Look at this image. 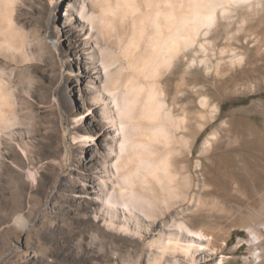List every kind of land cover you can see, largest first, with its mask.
Returning a JSON list of instances; mask_svg holds the SVG:
<instances>
[{"label":"rangeland","instance_id":"374dc122","mask_svg":"<svg viewBox=\"0 0 264 264\" xmlns=\"http://www.w3.org/2000/svg\"><path fill=\"white\" fill-rule=\"evenodd\" d=\"M262 2L251 16L240 7L227 30L228 20L222 19L217 53L200 46L201 36L165 71L167 99L177 95V102L187 106L192 143L189 148L176 143L186 157L187 182L177 179L175 194L156 187L155 215L165 223L183 221L211 231L217 245L228 239L222 248L230 255L228 264H250V228L264 239ZM72 6L89 12L99 7L93 0H15L9 17L0 20V264H137V259L146 264L141 250L133 251L142 249L139 244L115 238L93 219L107 128L98 111L88 113L93 87L100 84L92 53L99 52L95 40L87 43L82 35V22L68 15ZM229 33L237 38L229 41ZM115 34L109 30L104 43L116 50ZM223 45H232L244 57L225 75L214 69ZM183 74L188 79L184 87ZM212 134L216 138L203 151ZM80 135L87 136L83 143L67 147L70 137ZM28 172L35 173L34 180ZM19 215L27 227L16 220ZM261 251L264 264V245ZM163 264L209 263L201 256L195 261L176 254Z\"/></svg>","mask_w":264,"mask_h":264},{"label":"bare ground","instance_id":"6f19581e","mask_svg":"<svg viewBox=\"0 0 264 264\" xmlns=\"http://www.w3.org/2000/svg\"><path fill=\"white\" fill-rule=\"evenodd\" d=\"M14 1L0 0V20L9 17L7 13ZM93 1L99 7L92 12L87 8H68V15H76L82 22L81 32L86 42L95 40L94 47L99 52V56L92 53L93 73L100 84L93 87L92 108L88 113L99 112V121L107 128V137L106 162L103 169L98 170V186L94 187L97 207L93 219L114 233V237L121 236L123 240L127 238L128 243L139 244L142 249L137 247L133 251L141 250L146 264H163L169 255L176 254L195 261L201 256L202 261L209 264H228L230 255L222 251L228 239L217 245L218 237L211 231L192 228L183 221L165 223L155 215L158 205L156 187L167 188L175 194L176 180L183 178L180 180L183 185L187 182L184 180L186 157L176 143L182 142L188 148L192 143L187 133L190 117L187 106L177 102V95L171 98V102L167 99L165 71L171 70L180 53L197 44L201 36L205 40L199 43L200 46L215 53L221 28L227 30L233 25L240 7L250 16L256 14L263 7L262 0H255L256 3L253 0ZM223 18L228 20L225 27ZM11 24L10 20L5 28L9 29ZM111 29L116 31V50L104 43ZM235 38V33L227 36L229 41ZM255 41L258 43L259 38ZM226 54L233 56L225 60ZM219 55L221 59L214 69L223 75L244 59L236 54L232 45L219 47ZM120 59L124 61L114 68ZM200 61L205 62L204 59ZM182 80L184 87L188 81L185 74ZM207 101L206 98L202 100L203 106ZM176 107L180 109L179 113L175 112ZM200 116L204 117L203 114ZM198 127L202 129L204 125L200 123ZM215 134L205 140L203 151L211 146ZM86 137H70L67 147L79 141L83 143ZM12 165L16 166L15 163ZM27 175L31 180L35 179V173L28 172ZM16 220L23 227L29 225L21 215ZM250 232V264H263L261 249L264 239L259 231L250 228ZM137 260L140 264L141 260Z\"/></svg>","mask_w":264,"mask_h":264}]
</instances>
